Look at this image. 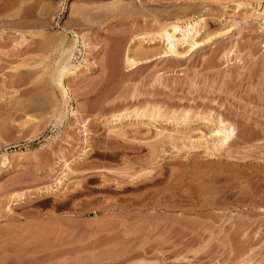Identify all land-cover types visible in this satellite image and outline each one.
I'll return each instance as SVG.
<instances>
[{
	"label": "rangeland",
	"instance_id": "1",
	"mask_svg": "<svg viewBox=\"0 0 264 264\" xmlns=\"http://www.w3.org/2000/svg\"><path fill=\"white\" fill-rule=\"evenodd\" d=\"M0 264H264V0H0Z\"/></svg>",
	"mask_w": 264,
	"mask_h": 264
},
{
	"label": "bare ground",
	"instance_id": "2",
	"mask_svg": "<svg viewBox=\"0 0 264 264\" xmlns=\"http://www.w3.org/2000/svg\"><path fill=\"white\" fill-rule=\"evenodd\" d=\"M179 11V10H178ZM82 19V18H81ZM179 19V18H178ZM177 20V19H176ZM193 24H194V22H193ZM192 23H191V25L190 24H187L188 26L186 27V25H185V27L183 28V29H181L180 28V26L179 25H177V24H174V25H172L171 27H172V30H169V28H167V27H163V28H161V31H160V33H159V35H161V37L162 38H166L168 41H169V43H170V45H171V49H170V52L172 53H177V54H180V55H183V54H187L188 52H190L193 48H195L196 46H198L200 43H201V41L200 40H198L197 38H196V36L200 33V28L198 29V26H197V22L193 25ZM197 26V27H196ZM169 27V26H168ZM171 27H170V29H171ZM197 28V29H196ZM70 31V33H72V35H73V42H71V43H69V44H67L66 43V39H65V37L67 36L66 34V36H62V39H61V41H56V42H58L56 45H54V48H55V50L58 52V54H59V56L55 59L56 61H54V63L56 64V66H55V68H52V66H51V68L52 69H54V70H51V73H52V71H53V74L51 75L52 76V80L51 81H54V83L57 85V86H60V88H61V90H62V88H63V92H64V95L65 96H68V89H66V85H65V81L67 80V82L70 80V75H72L74 72H75V70H72V68H71V64H70V60H71V57L73 56V54H74V50H75V47H76V44H78L77 42H78V39H79V33L77 32V31H75V30H73V29H71V30H69ZM175 31H180L181 33H182V35H183V37L184 36H186L187 37V39L188 40H186V41H189L190 42V44H189V47L187 48V50L186 51H184V52H182V53H178V52H176V49H175V47H176V42H175V39H176V36H175ZM191 33H193L192 35H191ZM64 35V34H63ZM60 37H58V39H59ZM134 39V38H133ZM208 39H209V37H208ZM54 41V40H53ZM133 41V40H132ZM177 41V40H176ZM133 51H134V49L133 50H131V47L128 49V51H127V53H126V65H127V67H129V68H135V66L139 63V59L135 56V53H133ZM135 52V51H134ZM43 54V53H42ZM43 58V57H42ZM44 62V61H43ZM46 63V62H45ZM40 64H41V62H40ZM50 64L52 65L53 64V62L52 63H49V66H50ZM54 64V65H55ZM47 65V67H49L48 66V64H46ZM54 67V66H53ZM45 68V67H44ZM43 68V69H44ZM75 69V68H74ZM46 71H47V69H46ZM50 76V75H49ZM49 78V77H48ZM45 81V80H44ZM47 81V80H46ZM50 81V82H51ZM49 81L48 82H45V85H46V83H50ZM66 82V83H67ZM52 84V83H51ZM49 86H50V84H49ZM48 86V87H49ZM45 87V86H44ZM40 88H43V87H41L40 86ZM45 90V89H44ZM59 104V103H58ZM56 106H59V105H56ZM150 106V105H149ZM156 106V105H155ZM153 107V108H151V107H149V109L146 107V108H144V109H142V111H140L139 112V110H140V108L139 109H136L135 111H133L134 112V114H136L137 116H139V117H142V116H144V117H146V116H148V118L150 119L151 118V121L153 120H155L156 118H159L160 117V115L163 113V112H161V110H160V108L158 107ZM188 112V111H187ZM174 113H176V112H174ZM189 113V112H188ZM188 113H186L185 112V115H183V117H184V120L186 121V119H187V115H188ZM59 114V113H58ZM133 114V113H132ZM133 114V115H134ZM180 114V113H179ZM55 115V114H54ZM57 115V114H56ZM59 116V115H58ZM115 116V115H114ZM122 115H118V117H121ZM162 116V115H161ZM117 117V118H118ZM182 117V118H183ZM57 118V117H56ZM115 118H116V116H115ZM220 118V117H219ZM143 120V119H142ZM183 120V121H184ZM156 121V120H155ZM219 122V125H217L216 126V128L215 129H213V131H212V133L213 134H217V141L218 142H220L219 144H218V142H217V145L216 146H218V145H222V143L221 142H226L227 143V141L228 140H230V137L233 135V132H234V129H233V127L230 125V124H227V123H225L224 122V120H222V119H219L218 120ZM114 129V127H112V130ZM122 129V128H121ZM117 130V129H116ZM121 132V131H120ZM124 132V131H123ZM113 133V132H112ZM122 134V133H121ZM223 143V144H224ZM216 144V143H215ZM214 144V145H215ZM124 149V148H123ZM52 192V191H51Z\"/></svg>",
	"mask_w": 264,
	"mask_h": 264
}]
</instances>
